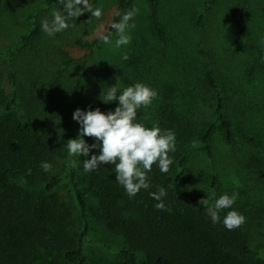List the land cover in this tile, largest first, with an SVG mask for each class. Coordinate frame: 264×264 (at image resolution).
Returning <instances> with one entry per match:
<instances>
[{"label":"trees","instance_id":"16d2710c","mask_svg":"<svg viewBox=\"0 0 264 264\" xmlns=\"http://www.w3.org/2000/svg\"><path fill=\"white\" fill-rule=\"evenodd\" d=\"M27 1L30 0H0V38L5 36L9 20L14 21L21 12L20 4ZM147 1L151 8L150 29L157 42L163 46H169V41L180 44V34L169 37L168 27L160 15V0ZM216 4L217 0H210L205 6L212 9ZM133 5L134 0H119L111 23L119 22L117 12H126ZM61 7L59 0H41L33 11L23 12L27 30L20 32L11 45L0 48V69L5 60L10 71L9 83L0 72V264H99L88 254L86 246L91 233L90 209L107 232L121 237L127 244L107 264H264V157L261 155H264V97L247 102L243 75L237 73L232 78L222 73L225 82H221L210 59L201 66L197 61L193 63L199 71L191 83H151L150 70L143 74L139 66L141 58L132 55L134 62H128L125 68L131 74L129 67L132 66L134 80L131 82L134 83L131 84L140 80L157 92L152 104L147 109L141 108L145 120L139 112L137 119L148 127L156 123L162 130L175 133V163L163 175L160 171L149 173L151 187L132 198L116 182L114 168L99 166L88 175L96 203L91 206L82 187L78 156L73 157L77 167H69L67 163L66 143L78 138L80 125L72 120L66 123L69 133L65 136L58 134L54 126L46 125V114L53 110L52 96L59 98L65 94L62 84L52 87L47 99L45 90L37 84V74L46 59L42 53L46 34L41 20L47 12ZM248 12L249 3L244 0L235 14L233 29L238 38L248 42L255 55L257 48L251 42ZM194 16H198L196 26L203 33L206 11L201 10ZM108 32L112 37L115 35L110 26L104 33ZM81 45L98 51L107 48L99 37ZM161 53L167 56V51ZM63 56L67 66L77 62L67 51ZM255 58L256 64L249 68V75L260 72L256 68L259 55ZM86 62L84 59L82 70L86 69ZM147 62L143 58V65ZM238 70L243 74L242 68ZM21 74L29 80L23 81ZM119 80L116 74L110 73L106 90L115 83L122 90L124 83ZM73 83L77 109L91 110L82 78ZM255 87H264V80ZM108 105L114 112L118 102ZM84 139L88 143L91 138ZM223 150L230 165L228 178L214 167L205 170L202 181L196 182L189 165L192 153L201 151L214 161ZM42 162L50 163L52 169L45 172ZM65 182L72 187L80 209L79 219L72 216V210L58 195ZM190 184L198 186L203 194L193 197ZM160 187L167 192L163 198L166 207L162 211L155 208L158 201L149 195ZM234 192L239 195L233 209L246 222L229 231L222 223L228 210L220 213L219 223L213 224L205 206L199 202L206 198L211 202L224 193ZM256 234L263 238L258 246L253 244Z\"/></svg>","mask_w":264,"mask_h":264},{"label":"rangeland","instance_id":"374dc122","mask_svg":"<svg viewBox=\"0 0 264 264\" xmlns=\"http://www.w3.org/2000/svg\"><path fill=\"white\" fill-rule=\"evenodd\" d=\"M209 1L160 0V15L168 27L169 37L172 39L177 34H180V44H174L169 41V46H163L157 42L150 29L151 8L147 0H134L133 7L139 9V12L130 23H135L136 27L130 30L131 43L120 49L114 47L116 35L112 37L113 45H107L104 51L90 49L81 45V42H89L98 38L101 26L104 32L108 30L112 16L117 10L119 0H92L94 5L102 7L103 15L101 19H91V14L86 12L76 20L69 21L71 26L67 30L51 37L45 33L46 38L42 53H45L46 59L43 65H41L42 71L37 74L38 88L45 90L46 99L51 95V88L58 86L60 83L62 84L61 88L65 92L59 98L52 96L50 101L51 109L53 110L51 113L48 112L46 114V125L54 126V130L60 135L65 136L69 133L66 123L71 122V120L75 123L73 113L77 110L78 106L77 102L73 101L72 85L80 77L83 80L84 95L89 108L93 111L99 108L105 114L110 112L109 105L102 101L103 96H101V92L102 90H106L105 86L110 73L116 74L120 79L119 83H124V87L131 86V83H134L131 82V80H134V75L131 72L132 66L129 67V72L132 75L125 71L128 62H134L135 58L131 57L132 55H137V57L141 58L142 62L139 66H142L143 74H146V71L150 70L149 78L151 79V83H165L166 81L191 83L196 79L199 71L194 68L193 63L197 61L200 64L198 65L201 66L210 59L215 73L222 80L221 82H225V79L222 78V73H227L232 78L237 73L238 75H243V83H246L244 88L248 91L247 102H251L254 98L257 99H254V102H257L261 97H264V87H255L257 83H261L264 80V0H247L249 3L248 15L252 24L250 31L251 42L257 48L255 55L251 51L248 42L238 38L233 29L235 14L239 12L244 0H217V4L212 9L205 6V3H209ZM40 3L41 0H36L35 3L30 0L20 4L21 12L17 13L14 21L12 19L9 20L6 34L0 38L1 49L11 45L12 40L17 39L20 32L22 33L27 30V25L23 20V12L29 13L33 11L34 7L37 4L40 5ZM80 7L83 8V5ZM201 10L206 11V28L203 33H199V29L196 26L198 16H194V14ZM51 11L46 13L45 19H52ZM217 26H219L218 29ZM200 43H202V46H199ZM128 49L129 52L127 53ZM65 51L69 52L70 56L76 59L77 62L69 66L65 65V58L63 56ZM164 51H167V56L161 53ZM203 51H205V54ZM124 53L131 55L123 64L122 55ZM256 55H259V63H257L256 68L260 72L249 75V68L253 63L256 64ZM142 57L148 61L146 65H143ZM84 59H87L86 69L82 70L81 65ZM1 63L0 72L3 75L4 81L9 83L8 77L10 71L8 70L7 63L5 60ZM240 68L243 69V74L238 70ZM21 78L23 81L29 80L27 77L24 78L22 74ZM135 83L142 82L138 80ZM46 104L49 103L46 102ZM140 111L141 109L138 110L140 116H143H141V119L144 118L145 120L146 116ZM260 123L261 125L263 124V122ZM262 136V139H264V130L262 131ZM94 143H97V141L91 138L87 144L92 145ZM218 145L221 146L220 140L218 141ZM195 147H199V145ZM99 154L98 149H93L88 157L78 156L82 187L91 206H96V203L88 184L90 172H84L83 161L90 159L91 155ZM261 155L264 157L263 154ZM169 156L173 159L174 164L175 158L173 153H169ZM62 165L64 167L63 163ZM189 165L196 182L198 180L202 181L201 175L205 170L209 171L217 167L221 174L225 178H228V167L230 169V165L225 159V150L221 154H218L214 161L205 157V154L201 151L192 153ZM106 167L114 168L115 166L109 164ZM156 171L160 170L158 166L154 165L150 174ZM160 175H163L161 171ZM189 189L193 197H199L203 194L198 186L190 184ZM58 195L66 206L72 210V216L79 219L80 209L72 187L68 182H65L59 189ZM89 214L91 233L86 241L87 252L99 264H107V262L117 256L119 248L126 247L127 244L121 237L113 236L107 232L104 224L97 218L92 209H90ZM262 239L261 235L256 234L253 237V244L258 246L263 242Z\"/></svg>","mask_w":264,"mask_h":264},{"label":"clouds","instance_id":"9594fccd","mask_svg":"<svg viewBox=\"0 0 264 264\" xmlns=\"http://www.w3.org/2000/svg\"><path fill=\"white\" fill-rule=\"evenodd\" d=\"M59 3L62 7L51 11V20H41L42 31L50 37L67 30L71 26L69 21L76 20L86 12L91 14V19L96 20L101 19L103 15L102 7L94 5L92 0H59ZM81 5L83 8L80 7ZM138 12L139 9L133 7L126 12L116 13L120 16L119 22L110 24L116 35L114 42L116 49L131 43L130 30L136 25L130 21L134 20ZM98 34L104 44L113 45L111 32L105 34L101 26ZM122 59L125 61L129 59L127 53L122 55ZM101 96L105 104L116 101L118 107L114 112L110 111L107 114L101 112L99 108L94 111L77 109L73 113V120L80 125V131L78 138L70 139L66 143L69 156L67 163L69 167L75 168L78 165L73 157H88L93 149H98L99 155H91L90 159L83 161L84 172H95L101 165H114L116 182L123 186L127 195L132 198L142 189L148 190L151 187L148 173L152 171L154 165L158 166L162 173H168L173 164L169 153L175 152V133L172 130H162L156 123L148 127L138 121V110L147 109L157 97V92L151 87L136 83L121 90L115 83L107 90H102ZM84 137L94 138L97 143L89 145ZM41 168L48 172L52 169V165L42 162ZM149 195L158 201L155 204L157 210H165L166 206L163 202V198L167 195L165 188L160 187L157 192H150ZM238 195L235 192L231 195L224 193L211 202L206 198L199 203L205 206L213 224L219 223L220 213L228 210L222 223L231 231L246 222V218L233 209Z\"/></svg>","mask_w":264,"mask_h":264}]
</instances>
